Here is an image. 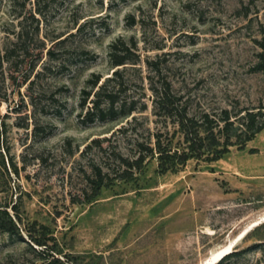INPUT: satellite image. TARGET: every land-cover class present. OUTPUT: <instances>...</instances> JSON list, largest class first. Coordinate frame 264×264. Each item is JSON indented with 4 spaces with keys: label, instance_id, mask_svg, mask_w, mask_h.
Masks as SVG:
<instances>
[{
    "label": "rangeland",
    "instance_id": "obj_1",
    "mask_svg": "<svg viewBox=\"0 0 264 264\" xmlns=\"http://www.w3.org/2000/svg\"><path fill=\"white\" fill-rule=\"evenodd\" d=\"M112 2L0 0V206L22 220L0 230V264H200L249 228L222 264H264V131L213 165L161 176L152 162L71 204L84 147L121 123L84 125L79 107L117 39L164 45L176 91L264 107V0Z\"/></svg>",
    "mask_w": 264,
    "mask_h": 264
},
{
    "label": "trees",
    "instance_id": "obj_2",
    "mask_svg": "<svg viewBox=\"0 0 264 264\" xmlns=\"http://www.w3.org/2000/svg\"><path fill=\"white\" fill-rule=\"evenodd\" d=\"M129 19L130 26L137 24L134 16ZM142 37L143 52L137 38L117 39L109 52L111 73L93 75L81 91L82 124L121 123L110 136L93 139L81 152V187L72 195V205L92 204L117 183L138 181L152 162L161 176L177 174L191 162L213 165L233 149L244 150L264 131L263 106L207 105L176 91L164 45L149 47L145 31ZM13 52L7 49L4 58L9 61ZM53 54L51 47L48 55ZM1 208L0 230L15 234L16 222L22 221L18 210L12 207L11 215ZM240 252L235 248L218 264Z\"/></svg>",
    "mask_w": 264,
    "mask_h": 264
},
{
    "label": "bare ground",
    "instance_id": "obj_3",
    "mask_svg": "<svg viewBox=\"0 0 264 264\" xmlns=\"http://www.w3.org/2000/svg\"><path fill=\"white\" fill-rule=\"evenodd\" d=\"M251 229L252 228H249V229H247V231H251ZM247 231H245V232H243L236 240H234L233 242H231V243H227V244H225V245H223V246H220V247H218V248H216L215 250H212L211 252H210V254H209V256L205 259V260H203L202 262H200V264H212L213 262H215V261H217L222 255H224L225 253H227L228 251H230V249H232L231 250V252H233V251H235V246L236 245H238V243L240 242V241H242L244 238H245V236L249 233H247V234H245ZM243 234H245V236H243V238H240ZM240 238V239H239ZM238 239H239V241H238ZM232 247V248H231ZM227 256V254L225 255V256H223L220 260H218L215 264H218L222 259H224L225 257Z\"/></svg>",
    "mask_w": 264,
    "mask_h": 264
},
{
    "label": "water",
    "instance_id": "obj_4",
    "mask_svg": "<svg viewBox=\"0 0 264 264\" xmlns=\"http://www.w3.org/2000/svg\"><path fill=\"white\" fill-rule=\"evenodd\" d=\"M256 226H257V225H256ZM248 232H249V231H247L245 234H247ZM245 234H243L240 238H243V236H245ZM240 238H239V239H240ZM239 239H238V241H239ZM236 246H237V245H236ZM236 246H235V248H236ZM231 248H232V247H231ZM231 250H232V249H230V251H228L227 253H225L224 255H222L218 260H220V259H221L223 256H225L226 254H227V255L231 254V253H232ZM218 260H217V261H218ZM217 261L213 262L212 264H215Z\"/></svg>",
    "mask_w": 264,
    "mask_h": 264
}]
</instances>
